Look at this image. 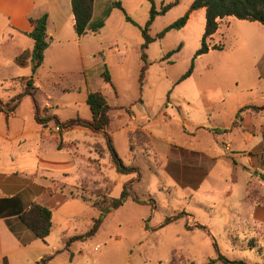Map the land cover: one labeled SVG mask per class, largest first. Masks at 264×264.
Wrapping results in <instances>:
<instances>
[{
  "label": "rangeland",
  "instance_id": "obj_1",
  "mask_svg": "<svg viewBox=\"0 0 264 264\" xmlns=\"http://www.w3.org/2000/svg\"><path fill=\"white\" fill-rule=\"evenodd\" d=\"M115 1H120L124 12L112 6ZM152 1L159 11L162 6L175 0ZM193 1L181 0L166 14L157 16L149 27V35L154 41L145 51L149 67L142 91L139 74L144 40L140 28H144L149 20L151 2L103 0L97 12V21L104 23V28L98 34L102 53L94 60L86 59V64H90L86 79L93 87L100 88L108 103L115 108L110 112L112 123L108 132L124 164L138 168L139 180L136 174L122 175L116 172L103 135L92 134L90 130L85 129L89 135L80 128L70 132L71 138L80 141L79 150L73 156L70 147L60 154L59 159L70 162L67 168L70 174L68 184L78 183L72 190L74 195H84L90 200L97 199L100 194L118 198L123 185L134 177V194L142 200L154 199L156 202L149 228L157 227L167 217L180 211H198V220L211 227L210 233L215 241L203 231H187L186 225L192 226L196 221L189 216L162 229L146 230L145 221L151 214V207L129 199L122 208L108 215L99 231L86 241L74 242L64 250V245H59L52 238L51 247L59 249H56L55 257L48 264H62L56 260L60 257L67 264H205L217 256L214 242L220 253L231 260L264 264V239L259 237L257 231L228 234L220 222L210 221L198 209V200L211 198L208 187L204 186L198 193L199 197L190 201L187 191L175 188L174 182L167 177L159 163L165 158L169 147L166 140L185 142L179 132L181 113L197 124L203 119L201 112L206 105L221 107V118L217 123L229 125L233 107L251 98H260L264 92V26L258 22L236 18L221 20L216 35L207 41L210 47L219 46L220 49H211L195 60L205 28L204 12H196L181 30H172L163 38H157L159 33L188 11ZM126 16L132 22H128ZM115 44L118 46L114 47ZM179 46L181 48L177 51ZM169 53L172 55L168 56ZM72 60L78 66L64 71L58 69L49 80L46 75L39 76L34 88L41 116L57 115L64 120L79 116L91 120V112L85 101L84 72L79 59L75 57ZM192 63L191 76L180 81ZM103 64L110 73L111 87L103 86L100 76ZM19 75H25V71L22 70ZM26 86L27 79H20L19 94L25 91ZM47 102L54 106L53 111L43 108ZM32 104L31 99L24 102L22 110L25 114ZM166 107L172 120L163 123L158 115H162ZM131 112L136 122H131ZM41 126L55 145L60 142V136L62 138L67 133V130L58 131L53 122ZM143 126H147L151 134L145 132ZM138 127L146 135L136 137L133 142L136 150L131 153L129 133ZM186 127L191 128V125L187 124ZM130 128L133 130L130 131ZM75 141L70 140L69 143L75 144ZM98 215L99 211L90 202L69 197L68 202L54 212L53 221L56 227L64 224L71 234L81 235L90 229ZM97 244L100 246L97 247Z\"/></svg>",
  "mask_w": 264,
  "mask_h": 264
},
{
  "label": "crops",
  "instance_id": "obj_2",
  "mask_svg": "<svg viewBox=\"0 0 264 264\" xmlns=\"http://www.w3.org/2000/svg\"><path fill=\"white\" fill-rule=\"evenodd\" d=\"M101 1L103 0L95 1V23ZM200 11L205 13L204 9L194 11L188 22ZM44 14L49 17V47L42 66L32 77L31 56L34 43L26 34L33 29L29 19L39 18ZM230 18L232 17L223 20ZM103 28L78 37L74 29L71 0H0V101L6 103L21 92V88L18 89L20 79H27L34 87L41 75H46L49 80L58 69L64 71L78 66L72 60L75 57L79 59L85 73L90 65L86 64V59L94 60L102 53L98 34ZM74 45L78 47L77 50ZM117 46L118 44L114 47ZM22 70L25 75L20 76ZM84 83L86 99L89 89L100 90L87 83L85 74ZM28 99L31 97L24 96L9 114L0 112V264H38L41 259L54 255L56 249H59L51 247L52 238L59 245H64L62 247L66 250L67 239L78 235L71 234L64 224L56 227L53 221L50 236L41 241L18 219L21 211L36 202L49 208L54 220V212L66 204L69 197L80 198L72 191L78 183L68 184L69 160L59 159L62 156L60 154L70 147L73 156L79 150L80 141H75L69 134L80 127L67 130L55 145L46 129L36 122L33 104L26 114L22 110ZM245 106H264V92L260 98H251L248 102L233 107L229 125L221 126L217 123L221 118V107L206 105L201 112L203 119L197 124L191 122L188 115L181 113L183 120L179 122V132L184 136L181 137L185 142L166 140L169 147L165 158L159 163L164 167L167 177L174 182L175 188L187 191L190 201L199 197L198 193L204 186L208 187L210 200H198L197 203L204 217L220 222L228 234L257 231L259 237L264 239V111L247 109L239 113ZM43 108L53 111L54 106L47 102ZM167 110L166 107L165 112L158 115L163 123L172 120ZM57 117L61 121L69 120ZM130 120L137 121L133 113ZM187 124L191 128H187ZM80 129L89 135L86 133L88 129ZM143 129L151 134L147 126H143ZM224 129L228 132L214 131ZM131 130L133 129L130 128ZM70 140L76 143H69ZM49 152L53 156L50 157ZM133 178L130 177L129 180ZM188 213L198 223L206 226L198 220V211ZM206 227L209 230L211 228ZM56 260L67 264L61 257Z\"/></svg>",
  "mask_w": 264,
  "mask_h": 264
},
{
  "label": "trees",
  "instance_id": "obj_3",
  "mask_svg": "<svg viewBox=\"0 0 264 264\" xmlns=\"http://www.w3.org/2000/svg\"><path fill=\"white\" fill-rule=\"evenodd\" d=\"M95 1L96 0H71L72 12L74 16V29L78 37H83L89 32H97L104 26V23L101 20L97 21L96 23L93 21ZM148 1L151 2L150 17L146 23V26L144 28H140V32L144 40L141 46L142 66L139 74V84L141 91L144 86L146 72L149 67L145 51L147 50L149 44L154 41V39L149 35V27L155 21L157 16L166 14L181 0H175L170 4L162 6L159 11L154 6L152 0ZM112 6L124 12V8L122 7L120 1L113 2ZM200 9L205 10V28L201 40V47L196 52L194 60L201 55L207 54L211 49H220L219 46L210 47L207 41L216 34L219 29V22L224 18L232 17L242 21L258 22L259 24L264 26V0H194L190 5L188 11L181 18H179L177 21H175L174 23L166 27L161 33H159L157 38H163L169 31L181 30L182 28H184L191 14L194 11ZM126 20L128 22H132V20L128 16H126ZM29 21L33 29L30 33H27L26 35L30 39H32L34 43L31 56V71L33 77L37 70L42 66L44 62L45 52L49 47V42L47 40L49 17L47 14H44L39 18H30ZM180 48L181 46L178 47L177 51ZM172 53H169L168 56L172 55ZM193 68L194 65L192 63L189 70L180 78V81L189 78L193 72ZM84 74L86 76V72ZM100 76L103 81V86H112L111 76L105 64H103L102 66V72ZM30 90L35 89L30 82H27L26 89L23 93L18 94L12 100L6 103L0 101V112H4L6 114L13 112L20 103L21 99L24 96L28 95L31 97L34 108L35 120L39 125L46 126L49 122H53L57 127L60 128L61 132L71 128L80 127L86 128L95 134H102L105 139L106 149L109 153L110 160L116 172L122 175L136 174L138 175L137 180H139L138 168L133 166H126L116 151L112 136L108 132L109 127L112 123V117L110 112L111 110H113V108L108 103L106 96L101 90L89 89L87 93L86 103L90 109L92 116L91 120L89 121L83 120L79 117L72 118L66 121H60L57 116H41V111L38 102L35 98V93ZM247 109H253L255 111H264V106H245L240 109L239 113ZM130 115H132V112ZM214 131L228 132L225 129ZM139 135H146L141 127H138L133 132L129 133V149L131 153H134L136 150L133 145V142ZM141 144L142 143H140V146ZM133 184L134 179L126 182L123 185L121 194L118 198L109 197L107 194H100L98 195L97 199L90 200L84 195H80V198L83 201L90 202L91 206L99 211V215L97 218L93 219L92 225L86 233L68 238L66 241L65 248L68 249L69 246L74 242H84L88 238L94 236L99 231L101 225L103 224L107 216L123 207L129 199H132L136 204L149 205L151 207V214L145 221V229L149 231L162 229L172 223L183 219L186 216L193 218V215L189 214L188 212L181 211L177 214H174L173 216L167 217L157 227L149 228V221L152 218L153 212L156 210V202L154 199H140L137 195L134 194L132 190ZM18 219L23 226H25L37 239L41 241H45L51 234L53 226V212L49 208L39 203H31L26 210L21 211L18 214ZM186 230L203 231L208 234L213 239V241H215L209 229L206 226L198 223L197 221H195L192 226H189L187 224ZM213 244L217 256L209 260L205 264H250L242 260H231L227 258L226 256L220 253L216 243L214 242ZM55 255L56 254L41 259L38 264H48V262H50L55 257Z\"/></svg>",
  "mask_w": 264,
  "mask_h": 264
},
{
  "label": "built area",
  "instance_id": "obj_4",
  "mask_svg": "<svg viewBox=\"0 0 264 264\" xmlns=\"http://www.w3.org/2000/svg\"><path fill=\"white\" fill-rule=\"evenodd\" d=\"M57 130H58V131H61L59 127H57ZM97 247H98V246H97ZM97 247H96V248H97ZM96 248H95V249H96Z\"/></svg>",
  "mask_w": 264,
  "mask_h": 264
}]
</instances>
